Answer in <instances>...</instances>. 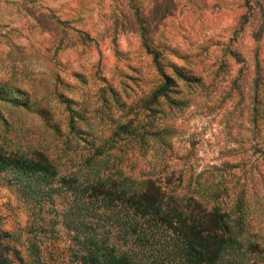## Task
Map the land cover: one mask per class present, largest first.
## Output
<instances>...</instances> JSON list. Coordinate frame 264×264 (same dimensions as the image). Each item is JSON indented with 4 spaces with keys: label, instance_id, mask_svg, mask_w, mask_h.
<instances>
[{
    "label": "rangeland",
    "instance_id": "374dc122",
    "mask_svg": "<svg viewBox=\"0 0 264 264\" xmlns=\"http://www.w3.org/2000/svg\"><path fill=\"white\" fill-rule=\"evenodd\" d=\"M166 77L178 106L150 104ZM149 119L174 126L171 165L191 147L197 172L225 164L226 211L247 188L242 256L264 264V0H0V152L80 165L96 147L111 167L114 146L131 165L123 131ZM136 156L138 175L166 161ZM12 180L0 172L10 264H84L55 213L32 232Z\"/></svg>",
    "mask_w": 264,
    "mask_h": 264
},
{
    "label": "trees",
    "instance_id": "16d2710c",
    "mask_svg": "<svg viewBox=\"0 0 264 264\" xmlns=\"http://www.w3.org/2000/svg\"><path fill=\"white\" fill-rule=\"evenodd\" d=\"M143 39L158 63L160 54ZM171 90L172 80L166 77L150 104L167 98L180 105ZM152 122L123 131L131 165L113 153L114 146L111 167L109 159H94L96 147L80 165H68L40 150L9 156L0 152V172L11 173L12 184L28 205L32 232H47L39 223L55 213L52 225L63 224L70 231L84 264H250L243 259L241 239L247 188L226 211L225 164L197 172L191 147L171 165L174 126L151 127ZM151 153L164 160L167 153L171 157L159 170L153 164L135 174L136 155L147 158ZM2 235L10 234H0V264H10ZM257 246H250L253 253Z\"/></svg>",
    "mask_w": 264,
    "mask_h": 264
}]
</instances>
